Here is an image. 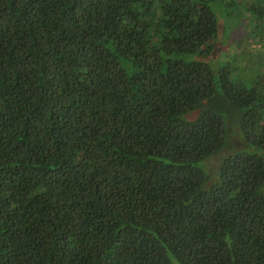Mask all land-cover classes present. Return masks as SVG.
<instances>
[{"label":"trees","instance_id":"16d2710c","mask_svg":"<svg viewBox=\"0 0 264 264\" xmlns=\"http://www.w3.org/2000/svg\"><path fill=\"white\" fill-rule=\"evenodd\" d=\"M209 2L0 0V264H264V79L182 59Z\"/></svg>","mask_w":264,"mask_h":264},{"label":"rangeland","instance_id":"374dc122","mask_svg":"<svg viewBox=\"0 0 264 264\" xmlns=\"http://www.w3.org/2000/svg\"><path fill=\"white\" fill-rule=\"evenodd\" d=\"M262 1L210 0L217 20L214 47L209 52L195 51L182 59L200 60L213 68L228 63L234 79L246 85L264 79V18L253 8V5L258 9L264 7ZM232 146H240L236 136L232 138ZM211 161L216 167L218 158Z\"/></svg>","mask_w":264,"mask_h":264}]
</instances>
